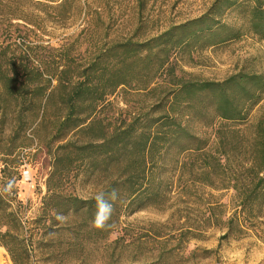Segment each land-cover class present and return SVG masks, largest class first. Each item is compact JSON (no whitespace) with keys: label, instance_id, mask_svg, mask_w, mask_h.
<instances>
[{"label":"trees","instance_id":"1","mask_svg":"<svg viewBox=\"0 0 264 264\" xmlns=\"http://www.w3.org/2000/svg\"><path fill=\"white\" fill-rule=\"evenodd\" d=\"M42 1L48 0H0V16L10 27L18 26L13 21L35 26L29 10L47 6ZM70 1L50 7L61 15ZM202 1L203 9L194 17L138 39L144 36L146 2L136 0L133 30L97 47L84 64L75 63L67 49L44 58L28 46L16 52L9 51L10 45L0 48V247L12 264H27L32 244L24 235L16 200L20 179H10L11 170L20 177L24 148L17 151L16 166L8 157L16 140L36 134L42 138V152L52 157L43 216L53 226L59 225L58 213L94 217V198L62 195L61 186L74 171L85 181L112 179L102 190L119 192L110 229L122 214L165 206L170 186L165 173L172 169L179 202L194 206L198 222L221 232L219 246L245 237L264 244V72L241 68L220 81L203 80L177 74L172 61L176 55L244 37L264 43V0ZM82 11L91 13L106 37L111 10L84 6ZM126 89L149 97L151 105L105 123L109 98ZM149 234L157 249L143 264H170L182 258L184 244L203 230L183 227L169 232L163 242V236Z\"/></svg>","mask_w":264,"mask_h":264},{"label":"rangeland","instance_id":"2","mask_svg":"<svg viewBox=\"0 0 264 264\" xmlns=\"http://www.w3.org/2000/svg\"><path fill=\"white\" fill-rule=\"evenodd\" d=\"M31 8L35 26L25 25L22 21H13L18 26L10 27L0 16V48L9 46V51L32 48L35 55L48 58L58 57L62 51L69 50L75 63L84 64L88 56L102 44L120 40L122 35L133 30L137 23L136 0H72L66 12L57 15L51 7L56 3ZM143 37L155 35L170 23H179L194 17L203 9L202 0H144ZM51 6V7H50ZM89 6L97 9L107 7L113 15L107 26L106 37L99 32L91 13L83 14L82 8ZM76 7V8H75ZM30 14V15H31ZM180 54V53H179ZM177 64L176 73L183 71L203 80L220 81L241 68L246 71L264 72V43L250 37L230 42L218 47L183 53L172 59ZM124 98V99H123ZM110 104L104 108L105 123L111 124L117 116L135 115L145 111L151 105V99L126 89L110 97ZM124 102V103H123ZM122 109L128 110L127 113ZM37 134L29 135L15 142L13 155L8 157L10 165L17 164V151L24 148L23 156L31 161V183L18 181L15 190L16 200L28 239L27 264H143L154 255L156 241L152 235L163 236L183 227L203 230V234L184 244L182 258L171 259L170 264H260L264 262V244L253 237L232 238L220 244L221 232L208 224L198 222L194 206L183 205L178 198L177 176L169 175V191L165 206L147 205L133 214H122L116 226L103 230L92 226L93 215L87 217L84 212L70 213L58 226L43 216V198L47 191L45 183L51 171V154L43 151ZM37 144V145H36ZM43 146V145H42ZM47 153V149L45 150ZM22 152V151H21ZM34 155V158H33ZM2 165L0 164V170ZM77 171V170H76ZM10 179H20L16 171L11 170ZM74 171L70 180L63 182V196H73L89 200L105 187L112 179H91L85 181ZM76 177L74 178V176ZM182 201V200H181ZM18 204L15 203V209ZM40 219V220H39ZM39 221V222H38ZM114 223V217L109 221ZM58 233H57V232ZM44 233H46L44 235ZM44 235V236H43ZM169 240V239H167ZM173 243L172 241H169ZM194 253V255L192 254ZM21 258V256H20ZM0 264H12L6 251L0 247Z\"/></svg>","mask_w":264,"mask_h":264},{"label":"clouds","instance_id":"3","mask_svg":"<svg viewBox=\"0 0 264 264\" xmlns=\"http://www.w3.org/2000/svg\"><path fill=\"white\" fill-rule=\"evenodd\" d=\"M96 211L92 220V226L95 229L103 230L110 226L109 221L114 213V204L119 199V192L117 189L113 188L109 192L101 191L97 193L94 197ZM63 213H58L56 219L58 221H63Z\"/></svg>","mask_w":264,"mask_h":264},{"label":"built area","instance_id":"4","mask_svg":"<svg viewBox=\"0 0 264 264\" xmlns=\"http://www.w3.org/2000/svg\"><path fill=\"white\" fill-rule=\"evenodd\" d=\"M23 158V157H22ZM30 168H31V163L27 162L23 158V164L20 167V181L25 182L27 184H30L32 181V177L30 176Z\"/></svg>","mask_w":264,"mask_h":264}]
</instances>
